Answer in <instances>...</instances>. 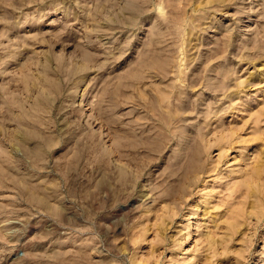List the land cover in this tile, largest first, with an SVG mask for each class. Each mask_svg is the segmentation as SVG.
Here are the masks:
<instances>
[{
	"label": "rangeland",
	"instance_id": "rangeland-1",
	"mask_svg": "<svg viewBox=\"0 0 264 264\" xmlns=\"http://www.w3.org/2000/svg\"><path fill=\"white\" fill-rule=\"evenodd\" d=\"M258 159L264 0H0V264H264V213L218 242Z\"/></svg>",
	"mask_w": 264,
	"mask_h": 264
},
{
	"label": "bare ground",
	"instance_id": "bare-ground-1",
	"mask_svg": "<svg viewBox=\"0 0 264 264\" xmlns=\"http://www.w3.org/2000/svg\"><path fill=\"white\" fill-rule=\"evenodd\" d=\"M29 61H30V59H29ZM30 64H31L30 62H24L23 64L20 65V68H19V70L21 72L20 79H21V82L23 83V87L26 88V85H27V89L29 91L36 93V99H35V102L32 105L33 107H35V106H37V104L39 102L40 94L42 93V91H43L44 88L42 87L43 85L41 86L40 83H38L35 80V78L31 77L32 78L31 79L30 76H28V74H26V71L30 67ZM37 76L38 75H36V78H37ZM49 76H51V75H48V78L50 79V82L53 84V81H51V77H49ZM9 80H11V79H9ZM52 80H54V78ZM52 84H50V85L52 86ZM12 85H14V83H10L9 81H8V85L7 86L5 85L6 86L5 87L6 90H4L5 93H3V94H5V96L3 97V103H4V106H5L6 111L7 112H11V113H9V119L15 121L19 125V128L22 129V131H21L22 133L21 134L24 135V127L27 126L28 123L32 124L34 122H32V121L31 122H28L30 120H28L26 118V113H27L28 110L26 108V105L24 104V101L21 99V96H20L21 95V92H22V90H20L21 89L20 87H22L21 84L18 85V83H15V85H16L17 88H14V89H15V91L17 90V93L15 91H13V92L11 91L12 90L11 87H13ZM163 113H165V111ZM163 115H166V114H163ZM165 117H167V116H165ZM29 128H31V127H29ZM18 139H19V136H18ZM42 152H41L40 147H38V145H36V147L34 146V148L31 150V153L35 157H36V155L38 157H41L42 154H43ZM188 156H189L188 159H189L192 167L195 166V165H198L197 162H198L199 159H198L197 153H196V155H194L193 153H191ZM171 162H169L168 165H170ZM263 172H264V161H262V159H258L256 161V163H255L254 171L252 172V174L248 178L244 179L241 182L242 186L244 187V190H243V193H244L243 199L242 200H239L238 203L237 202L231 203V205L228 207V211L230 213V216H228V218L225 221L222 220V222H224V227L225 228L223 229L221 238L218 240V242L225 241V242L229 243L230 241L234 240L235 235L237 234V232H241L242 231V225L246 222V217H248V216L250 217L252 215V213H256V214L259 213V215L257 216V220H259L260 217H261L260 216V213H264V210L262 209L264 207V179H262L263 180L262 185L259 184V181L261 180V174ZM255 185H257V187ZM216 227L219 228L220 226L217 224ZM204 236H205L204 239L206 240L207 243H209V245H210V243L215 242V240H216V238L214 236H209V233L208 232H206ZM230 247L231 246H229L228 248H230ZM80 254L81 253H79V256H80ZM85 254H86V252H85ZM65 259L66 258H64V260ZM77 259H75V260H77ZM79 261H80V259H79ZM84 262H86V261H84Z\"/></svg>",
	"mask_w": 264,
	"mask_h": 264
}]
</instances>
